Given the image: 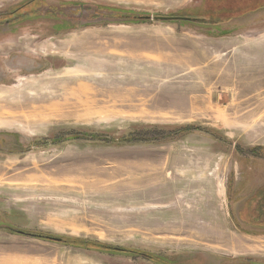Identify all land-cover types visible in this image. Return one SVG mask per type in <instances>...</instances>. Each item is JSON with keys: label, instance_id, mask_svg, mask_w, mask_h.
<instances>
[{"label": "rangeland", "instance_id": "374dc122", "mask_svg": "<svg viewBox=\"0 0 264 264\" xmlns=\"http://www.w3.org/2000/svg\"><path fill=\"white\" fill-rule=\"evenodd\" d=\"M40 1L4 40L0 264H264V0Z\"/></svg>", "mask_w": 264, "mask_h": 264}, {"label": "trees", "instance_id": "16d2710c", "mask_svg": "<svg viewBox=\"0 0 264 264\" xmlns=\"http://www.w3.org/2000/svg\"><path fill=\"white\" fill-rule=\"evenodd\" d=\"M139 21V20H138ZM161 132V133H156L154 135H147L145 138L147 139H141L138 141H149L148 139H162V138H168V137H172V136H176V135H180L183 132H190V131H202L200 128H179L176 129L172 132H169L166 136V133L160 130H148V132ZM137 138H141V137H137ZM136 138H134V136L132 134H130L129 136L120 139L119 141L116 140V143H122V142H133V141H137L135 140ZM95 141H103L102 139H94ZM257 199V201H256ZM256 201L257 204L255 206L251 205L252 201ZM255 202V203H256ZM240 219H242V221H246L248 223L254 224V225H260V224H264V187H262L256 194L254 197H252V199H250L248 201L247 206H244L241 215H240ZM22 234V233H19ZM22 235H27V236H31L33 238H37V239H42V240H51L49 236H46L44 234H22ZM59 239V238H58ZM60 242H64L65 244L70 243L68 241H65L63 239H60ZM77 245V244H76ZM87 247H92L90 249H99L100 251L103 252H108L110 254H126L128 256H135V257H143V258H147L151 261L157 259V257L149 254V253H145V252H139L136 250H131V249H124V248H118V247H111V246H107V245H103V244H93L90 243L87 245Z\"/></svg>", "mask_w": 264, "mask_h": 264}, {"label": "flooded vegetation", "instance_id": "af4514ba", "mask_svg": "<svg viewBox=\"0 0 264 264\" xmlns=\"http://www.w3.org/2000/svg\"><path fill=\"white\" fill-rule=\"evenodd\" d=\"M22 4L23 5H21L19 9H16L14 11H8L5 14L1 13L2 15H0V71H2L5 68V66L8 67V64L10 63L9 62L10 58L13 57L12 54L15 53V51L19 52L20 50V49L11 50L7 47V42L4 40H6V35H8L9 29H11V27L15 25V23H18L20 21L19 19L20 15L22 16L25 15V13L27 12L26 9H28L29 12L38 14L40 13V9L42 6V2L40 0H32L28 3H22ZM64 6L65 5H59L55 7L56 10H51V12L57 15L58 17H61L62 13L64 12V8H63ZM180 18L198 20L197 18L194 17H180ZM17 63L18 65H20L18 61ZM13 65H15L14 62ZM16 147L24 148L17 136L10 133L0 134L1 153H13V150H15ZM247 173L248 171H246V174Z\"/></svg>", "mask_w": 264, "mask_h": 264}, {"label": "water", "instance_id": "95a60500", "mask_svg": "<svg viewBox=\"0 0 264 264\" xmlns=\"http://www.w3.org/2000/svg\"><path fill=\"white\" fill-rule=\"evenodd\" d=\"M140 19L142 20H152V21H155V20H158V21H168V20H190V19H187V18H169V17H153V16H142L140 17ZM22 234H24V232H21ZM50 239L52 241H56V242H60L61 240L58 239V238H53V237H50Z\"/></svg>", "mask_w": 264, "mask_h": 264}, {"label": "crops", "instance_id": "0c3cea01", "mask_svg": "<svg viewBox=\"0 0 264 264\" xmlns=\"http://www.w3.org/2000/svg\"><path fill=\"white\" fill-rule=\"evenodd\" d=\"M262 187H264V186H262ZM262 187H260L259 189H257L256 191H255V193L253 194V196H255V194L262 188ZM252 197V196H251ZM250 197V198H251ZM249 200V199H248ZM244 206H245V203L243 204ZM242 205V207L244 208V206ZM251 225H254V224H251V223H249V226H251ZM186 229V228H185ZM215 228H213V230H214ZM173 231H180L181 229L180 228H173L172 229ZM186 230H189V229H186ZM256 249H259V250H261V251H263L264 252V241H259V243H257V245H255L254 246ZM258 250V251H259ZM263 256H264V254H262Z\"/></svg>", "mask_w": 264, "mask_h": 264}, {"label": "bare ground", "instance_id": "6f19581e", "mask_svg": "<svg viewBox=\"0 0 264 264\" xmlns=\"http://www.w3.org/2000/svg\"><path fill=\"white\" fill-rule=\"evenodd\" d=\"M29 88V87H28ZM3 96V95H2ZM3 101H4V99H2ZM2 102V101H1ZM9 111V110H8ZM18 112V111H17ZM16 112V113H17ZM20 112V111H19ZM29 112V111H28ZM10 113V112H9ZM21 115V114H20ZM26 115V114H25ZM8 118H6V117H4L1 113H0V120H7V119H10V116L9 115H6ZM14 116V115H13ZM26 119H28V118H26ZM11 120V119H10ZM20 120H22L23 121V119L22 118H16L14 121H16V122H19ZM33 120V119H32ZM36 121V120H35ZM1 122V121H0ZM12 122V121H11ZM4 123V122H3Z\"/></svg>", "mask_w": 264, "mask_h": 264}]
</instances>
